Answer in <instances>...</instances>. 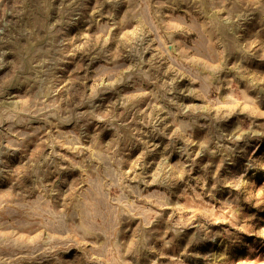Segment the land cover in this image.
I'll use <instances>...</instances> for the list:
<instances>
[{
    "label": "rangeland",
    "instance_id": "374dc122",
    "mask_svg": "<svg viewBox=\"0 0 264 264\" xmlns=\"http://www.w3.org/2000/svg\"><path fill=\"white\" fill-rule=\"evenodd\" d=\"M0 264H264V0H0Z\"/></svg>",
    "mask_w": 264,
    "mask_h": 264
}]
</instances>
